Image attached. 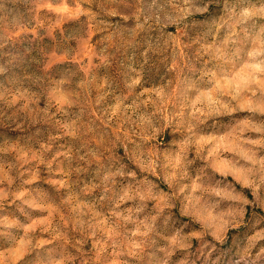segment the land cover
Segmentation results:
<instances>
[{
  "label": "rangeland",
  "instance_id": "374dc122",
  "mask_svg": "<svg viewBox=\"0 0 264 264\" xmlns=\"http://www.w3.org/2000/svg\"><path fill=\"white\" fill-rule=\"evenodd\" d=\"M0 264H264V0H0Z\"/></svg>",
  "mask_w": 264,
  "mask_h": 264
}]
</instances>
